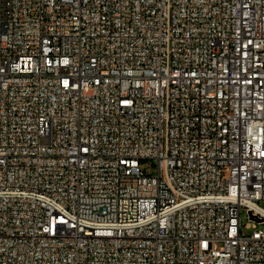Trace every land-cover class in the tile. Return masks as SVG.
<instances>
[{"label":"built area","instance_id":"built-area-1","mask_svg":"<svg viewBox=\"0 0 264 264\" xmlns=\"http://www.w3.org/2000/svg\"><path fill=\"white\" fill-rule=\"evenodd\" d=\"M260 203L264 0H0V264H264Z\"/></svg>","mask_w":264,"mask_h":264},{"label":"rangeland","instance_id":"rangeland-1","mask_svg":"<svg viewBox=\"0 0 264 264\" xmlns=\"http://www.w3.org/2000/svg\"><path fill=\"white\" fill-rule=\"evenodd\" d=\"M152 164H153V161L151 160H144L141 162L142 167H144L146 169V172H149V173L154 172V167L152 166ZM260 204L264 205V203H260ZM241 218L243 221L246 220V216L244 213H242Z\"/></svg>","mask_w":264,"mask_h":264}]
</instances>
